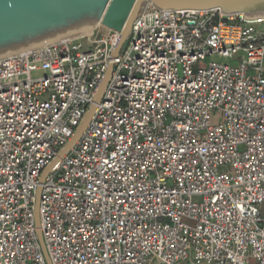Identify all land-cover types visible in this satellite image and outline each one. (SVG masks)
I'll use <instances>...</instances> for the list:
<instances>
[{"label":"built area","instance_id":"built-area-1","mask_svg":"<svg viewBox=\"0 0 264 264\" xmlns=\"http://www.w3.org/2000/svg\"><path fill=\"white\" fill-rule=\"evenodd\" d=\"M0 56V264H264V16L161 10ZM208 63L205 64V61ZM36 73L41 75L35 76Z\"/></svg>","mask_w":264,"mask_h":264},{"label":"water","instance_id":"water-1","mask_svg":"<svg viewBox=\"0 0 264 264\" xmlns=\"http://www.w3.org/2000/svg\"><path fill=\"white\" fill-rule=\"evenodd\" d=\"M218 9L224 14L243 13L248 18L264 16V0H0V53L38 42L86 24H100L118 32L119 41L113 50L116 59L127 42L131 25L140 13L161 10L206 11ZM110 64L101 80L92 104L73 137L56 159L45 169L35 194L34 219L37 237L47 264H50L39 231L41 185L52 168L66 156L81 138L100 103L111 78Z\"/></svg>","mask_w":264,"mask_h":264},{"label":"bare ground","instance_id":"bare-ground-1","mask_svg":"<svg viewBox=\"0 0 264 264\" xmlns=\"http://www.w3.org/2000/svg\"><path fill=\"white\" fill-rule=\"evenodd\" d=\"M95 26H96V24H86V25H83V26H80V27H76V28L70 29L68 31H65L63 33L54 35L52 37L40 40L38 42H34V43L28 44L26 46L18 47L17 49H14V50H10V51H7V52L0 53V56L6 55V54L12 53V52H17V51H20V50H22L24 48H27V47L42 45V44H45V43H50V42H54V41L60 40L62 38H67V37H70V36H73V35H76V34L84 33V32H87V31L93 29Z\"/></svg>","mask_w":264,"mask_h":264},{"label":"rangeland","instance_id":"rangeland-1","mask_svg":"<svg viewBox=\"0 0 264 264\" xmlns=\"http://www.w3.org/2000/svg\"><path fill=\"white\" fill-rule=\"evenodd\" d=\"M208 63V60L205 61V64ZM41 75V73H36L35 76Z\"/></svg>","mask_w":264,"mask_h":264},{"label":"crops","instance_id":"crops-1","mask_svg":"<svg viewBox=\"0 0 264 264\" xmlns=\"http://www.w3.org/2000/svg\"><path fill=\"white\" fill-rule=\"evenodd\" d=\"M263 208H264V206H263Z\"/></svg>","mask_w":264,"mask_h":264}]
</instances>
